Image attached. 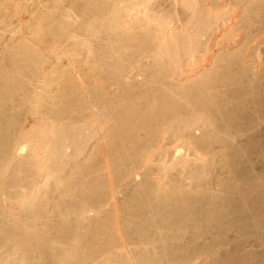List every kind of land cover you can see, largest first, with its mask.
Here are the masks:
<instances>
[{
    "label": "bare ground",
    "instance_id": "bare-ground-1",
    "mask_svg": "<svg viewBox=\"0 0 264 264\" xmlns=\"http://www.w3.org/2000/svg\"><path fill=\"white\" fill-rule=\"evenodd\" d=\"M0 264H264V0H0Z\"/></svg>",
    "mask_w": 264,
    "mask_h": 264
}]
</instances>
